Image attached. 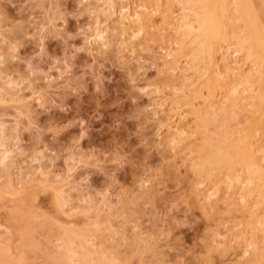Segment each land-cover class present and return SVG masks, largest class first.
<instances>
[{"label": "rangeland", "instance_id": "obj_1", "mask_svg": "<svg viewBox=\"0 0 264 264\" xmlns=\"http://www.w3.org/2000/svg\"><path fill=\"white\" fill-rule=\"evenodd\" d=\"M200 5L196 0H0V248L15 264L58 261L65 228L87 231L96 243L91 248L115 264H264V250L253 245L252 251L255 239L246 246V238L238 236L251 229L249 220L260 226L264 216L261 202L259 217L251 218L260 195H243L254 185L253 171L237 165L235 176L227 178L225 170L218 185L191 165L208 137L222 138L224 145L231 128L228 134L236 133L227 142H236L253 113L247 103L256 95L253 88L259 89L249 87L255 66L238 51L240 44L228 43L231 36L229 45L222 42L226 50L217 57L227 56L216 59V69L211 65L203 73L202 55L199 78L190 55L195 46L187 44L193 49L189 53L186 45V55L177 53L185 43L178 37L186 30L179 27L178 34L174 27L187 18L191 22ZM225 62L230 63L225 67ZM208 72L221 87L215 84L216 100H207L224 103L229 88L238 86L242 95L249 87L243 92L245 105H252L248 111L231 105L236 110L229 107L232 112L225 115L218 101L217 108L206 103ZM203 112L209 122L200 119L207 127H197L195 116L204 117ZM171 125H185L187 139L171 143ZM256 136L260 142L253 137V146H264V136ZM244 196L254 200L248 203Z\"/></svg>", "mask_w": 264, "mask_h": 264}, {"label": "bare ground", "instance_id": "obj_2", "mask_svg": "<svg viewBox=\"0 0 264 264\" xmlns=\"http://www.w3.org/2000/svg\"><path fill=\"white\" fill-rule=\"evenodd\" d=\"M193 1H195V0H193ZM200 1H202V2H200ZM204 1V2H203ZM196 2L198 3V4H201L200 5V7H202V8H200V10H201V12H197V11H195V12H197V13H193V16H194V19H195V17H196V20H195V22H192V20L194 21V19H192L191 20V22H190V19L189 18H187V19H185L186 21H181V23H180V25L178 26V27H174V29H176V32L178 31V34H179V32H180V30L181 29H183V30H186V31H182L181 30V33L180 34H182V35H179L180 37H178L180 40H181V42L183 41V42H185V43H183V44H180L181 46L179 47L180 49L178 50L177 49V53H184V51L186 50V49H183V48H185V46L188 44L189 46H192L193 47V45L195 46L194 47V49L193 48H189V46L187 45L186 47L188 48V49H190V51L187 49L186 51H189V53L191 52V50L193 49V55H192V53L190 54L191 56H193L194 58H193V60L194 61H196V64L194 63V66H195V69H194V71L196 72V75L198 76V78L200 77V76H202V74L203 73H205L206 72V69L209 67L210 68V66L211 65H215L214 67H212V69L213 68H215L217 65V63H219L216 59H221V58H218V57H220V56H218L217 57V55H218V52H222L223 53V51L222 50H224L223 49V44H230L231 43V41H235V42H232V43H238V44H240V46H241V48L239 47V45L238 44H236V45H238V51H240L241 52V50H243L241 53L242 54H245L244 55V59L246 58L247 59V57H248V60L247 61H251V63H252V65L253 66H255V67H253V72L252 73H250L251 75V77L253 78V76L252 75H254V79H256V80H254V79H252L249 75V77H250V80H252V83L250 84V85H253V86H250L249 85V87L250 88H253V87H257V88H259L258 90L256 89V88H253L254 89V91L253 92H255L254 94H256V95H251L252 97L251 98H249L250 99V101H248L247 100V97L245 96V98H244V95H245V93L243 94V92H245V91H247V90H249L250 88L248 87V89L246 88V90L243 88V90H241V91H243L242 92V95H241V92H239L240 91V89L238 88V86H233L234 88V91H235V93H237V90H236V87H237V89H238V93H237V95L235 94V97L234 96H232L231 97V95L234 93V91H233V89L232 88H229V89H231V90H229L228 88V90H227V92L228 91H231V93H230V97H229V95L227 96V97H225V104L224 103H222L223 101H221V99L217 102V101H215V103L218 105V103L219 104H222V105H220V108H218V109H220V111L222 112V110H223V112H224V114L226 115V112L228 113V111H230L231 109L230 108H232V109H234V111L236 110L235 108H237V110H239L240 111V109L242 108H244L245 110H247L248 108H250L252 105H253V108L251 107L250 108V110H249V114L251 113V112H253L252 114H250V115H248L247 116V114H246V116L247 117H249L250 116V118H248V119H250L249 121H248V119H247V122L244 124L245 126L247 125V127H245L244 126V128H243V126H242V131H245V132H242V131H240V130H236L237 131V134L235 135V136H237L238 134H239V131H240V135L236 138L237 140H236V142H234V143H232V140L233 139H228L229 141L227 142V138H229V136H231L232 134L234 135V133H236L235 132V130H234V133H233V129L231 130L232 131V134L230 133V134H228V129L226 130V132H227V135H225L224 137H223V139H225V142H224V145H223V141L221 140L222 138H218L217 136H215V135H213V137H216L215 138V140L212 138V136H211V139H209V137H208V139H207V137H206V139L208 140H206V141H203L202 143H201V145H202V147H201V145H199L198 146V148L199 149H201V150H199L198 151V156L196 155V157H195V159L196 160H194V158H193V160H192V166H193V168H194V170H196L195 172L197 173V174H202V176L204 177V178H206V180H211L212 178H215V184H220V182H222V181H220L221 179H219L221 176H223V172L226 170V172L224 173V175L227 177V178H230L231 176H235V172L237 171V169H235L236 167H237V165L239 166L240 164H241V166H243L244 168L246 167V170H251V171H253V173L255 174V176L254 177H256V179H258L257 180V182H256V184L254 183V182H252V180H254V179H250L251 181V184L253 183L254 185L253 186H251V187H254V188H252L251 189V187L250 186H248L251 190H249V188L247 189V191L246 190H244V191H246V193L244 192V194L243 195H246V196H250V197H255V196H257V194H255L256 192L258 193V195H260V199H261V201H259V198H256L257 199V201H254L253 203L254 204H256L255 206H257V203H258V206L257 207H255L254 206V204L252 203V205L254 206L253 208H254V210H252V212L254 213V214H256V215H254L253 213L251 214V218H255L256 216H258L259 215V210H260V208L261 207H263L264 206V163L262 164V161L264 160L263 158H264V146H263V143H262V145L260 144L259 145V147H258V145H257V147H255V146H253V145H255V140H257V142L259 141L256 137V135H258L259 136V138L263 135L264 136V0H199V2H198V0H196ZM126 12V11H125ZM235 12H236V14H238V16L237 15H235ZM129 14V13H128ZM191 14V13H190ZM124 16V15H123ZM185 16V15H184ZM192 16V15H191ZM132 17V16H131ZM137 17V16H136ZM140 17V16H139ZM170 17V16H169ZM186 17H188V16H186ZM240 19H239V18ZM193 18V17H192ZM239 19V23L237 22V24H236V22L235 21H233V19L234 20H236V19ZM184 20V19H183ZM189 20V22H187ZM230 20V21H229ZM240 20H242L243 22H241L240 23ZM165 21L167 22V23H170V20H168L167 19V17H166V19H165ZM169 21V22H168ZM197 21V22H196ZM229 21V22H228ZM234 22V23H233ZM185 23V24H184ZM196 25H195V24ZM238 24H240V25H238ZM243 24V25H242ZM185 27H184V26ZM179 27L181 28L180 30H179ZM184 27V28H183ZM141 28V27H140ZM178 28V29H177ZM230 36L231 37H233V39L232 40H229L230 39ZM235 38V39H234ZM183 39V40H182ZM227 40H229V42L227 41ZM181 42H178V43H181ZM222 42H224L223 44H222ZM226 42H228V43H226ZM192 43H194V44H192ZM191 44V45H190ZM228 44V45H229ZM184 47H183V46ZM225 46H227V45H225ZM182 47V48H181ZM228 47V46H227ZM225 48V50H226V47H224ZM229 48V47H228ZM181 49H182V51H181ZM180 51V52H179ZM225 52V51H224ZM244 52V53H243ZM204 53H205V55L206 56H208V58H205L204 56H202V55H204ZM187 53H184V55H186ZM219 55H221V57H222V59H223V57H226L225 55L223 56L222 54H219ZM181 56H183V54L181 55ZM202 57H204V58H202ZM202 58V59H201ZM228 58V57H227ZM227 58H224V59H226L227 60ZM197 59V60H196ZM201 59V60H200ZM203 59H206V61H208L207 59H209V63L207 64L206 63V61H205V64H204V60ZM221 59V60H222ZM199 60L202 62L203 61V64L204 65H206L207 67L205 68V66L203 67V69L205 68V71L203 72V71H200V70H202V69H200L201 68V66L198 68V70L202 73V74H200V72L199 71H196L197 70V66H198V64L200 63L199 62ZM225 60V61H226ZM193 61V62H194ZM216 61V62H215ZM228 61V60H227ZM253 61V62H252ZM197 62H199L198 64H197ZM214 62V63H213ZM210 63H212V64H210ZM230 63V62H229ZM229 63H224V64H226L225 65V67L227 66V64H229ZM197 65V66H196ZM202 65V64H201ZM203 66V65H202ZM230 66V65H229ZM193 67V66H192ZM217 68H219V67H217ZM229 68H231V67H229ZM255 68V69H254ZM210 70V71H212V73H213V75H222V74H216L217 72H213L214 70ZM209 69H207V71H208ZM227 70H229L228 68H227ZM255 70V71H254ZM194 72V73H195ZM199 72V73H198ZM221 72V71H220ZM209 73V78L212 76L211 74H210V72H208ZM200 75V76H199ZM245 75H247V74H245ZM217 76H214V77H211V79L212 80H208L209 78L207 77V80L205 81L206 83V87H209L210 86V88H208L209 89V93H208V96L206 95V99H205V101H207L206 103H212V101L213 100H216L215 99V97H214V91L215 90H217V88H214V86L216 87V85H220V84H216V83H214L215 81H214V79L216 80V78H218ZM220 77V76H219ZM244 77V76H243ZM246 77V76H245ZM245 77H244V80H243V83L242 84H244L248 79L247 78H249V77H246V81H245ZM219 79V78H218ZM220 80V79H219ZM250 80L248 81V82H250ZM210 81V82H209ZM211 81L213 82V84L211 83ZM245 81V82H244ZM255 81V83L256 84H254L253 82ZM217 82V81H216ZM219 82V81H218ZM207 83H208V86H207ZM258 83V84H257ZM210 84V85H209ZM211 84H212V86H211ZM216 84V85H215ZM249 84V83H248ZM247 84V82H246V84H244V85H248ZM204 85V84H203ZM235 85V84H234ZM255 85H257V86H255ZM218 87V86H217ZM220 87H221V85H220ZM210 89H213V92H212V90H210ZM219 89V88H218ZM256 89V90H255ZM197 91V92H196ZM232 91H233V93H232ZM194 92V91H193ZM195 92H196V94H195ZM195 92H194V94L193 93H191V94H193V97L191 98L190 97V99H193L192 100V103H190V100H189V103H187V104H189V105H191V107H193L194 106V104H195V99H197L199 96V92H198V89L197 90H195ZM216 92V91H215ZM217 93V92H216ZM215 93V94H216ZM229 93H227V94H229ZM247 93V92H246ZM250 93H252V91L250 92ZM190 94V95H191ZM213 94V95H212ZM241 96H240V95ZM189 95V96H190ZM197 95V96H196ZM234 95V94H233ZM188 96V97H189ZM210 96H213L214 97V99H212ZM216 96V95H215ZM225 96H226V93H225ZM240 96V97H239ZM250 96V95H249ZM256 96V97H255ZM195 97V98H194ZM197 97V98H196ZM210 97V98H209ZM224 97V96H223ZM238 97V98H237ZM255 99H254V98ZM231 98V99H230ZM240 98V99H239ZM242 98V99H241ZM243 98H244V100L246 99L248 102L247 103H249V104H252V105H249V104H246L245 105V102H243L244 100H243ZM203 99V100H204ZM207 99H211L210 101L209 100H207ZM233 99H234V101H233ZM239 99V101H241L240 103H235V102H239V101H237ZM252 99H254V100H252ZM195 100V101H194ZM198 100V99H197ZM228 100H229V102H231V104L229 105H227V103L226 102H228ZM193 101H194V104H193ZM209 101V102H208ZM220 101H221V103H220ZM188 102V101H187ZM228 102V103H229ZM233 102L235 103V104H233ZM251 102V103H250ZM205 103V104H206ZM209 103V104H210ZM214 103V104H215ZM193 104V105H192ZM213 103H212V105L211 106H216V108H217V105L215 104L214 105ZM224 104V105H223ZM241 104V105H240ZM207 105V104H206ZM238 106V107H230V106ZM219 106V105H218ZM240 106H243V107H241L240 108ZM245 106V107H244ZM248 106V108H246ZM230 107V108H229ZM216 108H214V112H215V110H216ZM228 108V109H227ZM238 108H240V109H238ZM197 110V108H194V112ZM217 109V111L219 112V110ZM243 109V110H244ZM240 111V112H247V111ZM191 111V110H190ZM199 111H201L200 109H199ZM198 110H197V112H195V113H198L199 112ZM193 112V111H192ZM207 112H209V111H207ZM222 112V113H223ZM232 111H230V113H231ZM202 113V112H201ZM210 113V112H209ZM215 113H217V112H215ZM222 113H218V114H216V116L218 115V116H220V114H222ZM230 113H228V114H230ZM234 113V112H233ZM232 113V114H233ZM239 113V112H238ZM200 114V113H199ZM197 115L196 114V116H195V120H196V122H198V126L197 127H199V125L201 124V121H200V124H199V120L200 119H202V120H205V122L207 121V123L209 122V120H207V118L206 117H208L209 116V114H208V116H206L205 117V115H204V112H203V114H201V115H203L204 117H201L200 115ZM227 114V117H228V119H231V118H229V115ZM232 114L230 115V117H232L233 118V116H232ZM234 116H236L237 114H236V112L233 114ZM240 115V114H239ZM239 115H238V117H239ZM253 115V116H252ZM197 116L199 117H201V118H197ZM223 116V115H222ZM251 116H252V118H251ZM226 117V116H225ZM226 117V118H227ZM181 118V117H180ZM204 118V119H203ZM209 119V118H208ZM224 119V118H223ZM234 119H236V118H234ZM232 120V119H231ZM212 121V120H211ZM224 121V123H226V120L224 119L223 120ZM230 121V120H229ZM228 121V122H229ZM231 122V121H230ZM202 123H203V121H202ZM207 123H206V125H207ZM244 123V122H243ZM226 124H228V123H226ZM177 125V124H176ZM202 126L204 125V127H207V126H205V124H201ZM201 125H200V127H201ZM171 126H174L173 127V129L172 130H174L175 129V131H173V132H171L170 133V138H169V140L171 141V143L173 142L174 144H178V143H181V142H183L184 140H186L187 139V133H188V130H185V128H183L185 125H183V127H180V126H175V125H171ZM170 126V127H171ZM187 127V126H186ZM190 128V127H189ZM241 128V127H240ZM245 128H246V130H245ZM169 129V128H168ZM199 129V128H198ZM201 130H203V129H205V128H200ZM231 129V128H230ZM229 129V130H230ZM206 130V129H205ZM204 130V131H205ZM173 133V134H172ZM221 135H222V133H220ZM220 134H219V136H220ZM183 135H185L184 137H183ZM218 135V134H217ZM232 135V136H233ZM209 136V135H208ZM263 136H262V138H263ZM222 137V136H221ZM226 137V138H225ZM253 137H254V139H253ZM230 138H232V137H230ZM180 139H184L183 141L181 140V141H179ZM219 140V142L217 141V140ZM221 140V141H220ZM254 140V141H253ZM177 141H178V143H177ZM215 141H216V143H215ZM234 141H235V137H234ZM176 142V143H175ZM206 142V143H205ZM254 142V143H253ZM260 142V141H259ZM258 142V143H259ZM229 143H231V145L229 144ZM236 143V144H235ZM232 144H234V145H232ZM260 146H263V147H260ZM230 148V149H229ZM201 151V152H200ZM260 152H262V154H260ZM260 154V155H259ZM262 158V159H261ZM261 159V160H260ZM260 161H261V163H260ZM264 162V161H263ZM234 170H236V171H234ZM248 170V172H251V171H249ZM234 171V172H233ZM252 173V172H251ZM252 173V174H253ZM234 174V175H233ZM237 175H239V174H237ZM240 176V175H239ZM251 177V176H250ZM249 177V178H250ZM235 178H237V177H235ZM239 178L240 177H238L237 179L239 180ZM255 179V180H256ZM254 180V181H255ZM248 183V182H247ZM230 184V186H233V184L230 182L229 183ZM250 184V185H251ZM245 185V184H244ZM243 188H245V186H243ZM249 191V192H248ZM255 191V192H254ZM254 195V196H253ZM246 196H244V200L245 201H247L248 203H249V200L250 201H252V200H254V198L253 199H247V197ZM248 196V197H249ZM59 197V196H58ZM249 197V198H250ZM57 198V197H56ZM255 199V200H256ZM259 201V202H258ZM57 202V201H56ZM261 202H263L262 203V205H261ZM260 203V204H259ZM57 204V203H56ZM59 204V206H60V202L58 203ZM57 204V205H58ZM261 206V207H260ZM62 207H63V204H62ZM61 208V207H60ZM255 208H256V210L258 211H256L255 210ZM258 208V209H257ZM62 209V208H61ZM63 210V209H62ZM258 214V215H257ZM26 215H28V216H26V217H29L30 215L26 212ZM255 216V217H254ZM259 217V216H258ZM33 218V217H32ZM262 218L263 219H261V224H260V226H259V228H258V226L252 221V220H249L250 222L248 223V221H247V223L249 224L248 225V228L250 227L251 229L250 230H245L246 232H244V233H248L247 231H250V237H248L246 234H243L242 232V234L241 233H239V234H241V235H238V236H241L242 237V235H243V239L244 238H246L245 239V242H246V240H247V242H246V246H249L250 244L249 243H251L250 242V240L251 241H253L254 239V241L256 242H252L251 244H252V249H253V247L254 246H256V247H254V249L255 248H257L259 251H261V252H263V246L262 245H264L262 242H264V234L262 233V232H264V216H262ZM20 219V218H19ZM27 219V218H26ZM30 219V218H29ZM28 219V220H29ZM258 221H260V219L258 220ZM29 222H31V221H29ZM29 222H27V220H26V224L28 223L29 224ZM25 224V225H26ZM41 224V223H40ZM40 224H39V226H40ZM55 224V223H54ZM250 224H253V226L255 227V229H257L256 230V232L255 231H253V230H255L254 229V227H251L250 226ZM23 226V225H22ZM26 226H28V225H26ZM44 226V225H43ZM23 229H26L25 231H26V233L27 234H30V233H28L27 231V228H23ZM77 229V228H76ZM75 229V230H76ZM69 230H71V228H69ZM68 229L66 230V228H65V230H63V231H65V233H64V236H63V240H61V241H64L63 242V244H62V246L63 247H61V248H63V249H65V251H64V253H61L60 255H59V257H61V258H59V260L58 261H56L55 262V260H53L52 261V264H54L53 262H55L56 264H115V262H112L113 260H111L112 258H110V259H107V257H105V255L103 254V256H102V254L100 253L101 252V250H100V252L98 253V254H101V256L100 255H98L97 254V252L98 251H96V250H99L97 247V249L96 248H91V247H93V245L95 244L96 245V243H94V242H92L91 240V238H89L85 233L87 232H85V231H81V230H79L80 232H78V230H76V231H74V230H72V231H69ZM259 230V232L260 231H262V232H260V233H262L263 234V236H262V234H259V236H258V231ZM83 232H85V233H83ZM252 232L253 233H255L254 235H253V238H252ZM22 234H24V230H23V233ZM257 234V235H256ZM31 236H32V234H30ZM249 238H247L246 236ZM260 235L263 237H260ZM29 236V235H28ZM62 236H61V238H62ZM237 236V237H238ZM256 236H257V241H256ZM26 237V236H25ZM258 237L260 238L259 240H258ZM261 238H262V242L260 241L261 240ZM30 239H31V237H29V241H30ZM24 240V239H23ZM26 240V239H25ZM27 240H28V237H27ZM27 240H26V242H27ZM242 240V239H241ZM258 241H260L261 242V245H260V242H258ZM25 242V243H26ZM93 244H92V243ZM244 242V243H245ZM258 242V243H257ZM29 243V242H28ZM247 243L249 244V245H247ZM255 243V244H254ZM60 244V243H59ZM260 246H262V247H260ZM254 245V246H253ZM61 246V245H60ZM258 246H259V248H258ZM60 248V247H59ZM247 248V247H246ZM254 249L252 250V251H254ZM257 249H256V251H255V253L257 252V254H258V252L259 251H257ZM261 249V250H260ZM95 250V251H94ZM60 251V250H59ZM61 252V251H60ZM96 252V253H95ZM261 252H260V255H257V256H259L260 258L262 257L263 258V256H261ZM5 252V250H4V252H3V250L0 248V264H15V262H14V260H13V258L11 257V256H8V253H6ZM103 253V252H102ZM264 253V252H263ZM63 254V255H62ZM65 255V256H64ZM262 255H264V254H262ZM256 255H255V258L257 257ZM11 257V258H10ZM105 257V258H104ZM258 257V258H259ZM56 258H58V257H56ZM254 258V259H255ZM259 258V259H260ZM258 259V260H259ZM255 260H257V259H255ZM258 260H257V262H258ZM13 261V262H12ZM251 261V260H250Z\"/></svg>", "mask_w": 264, "mask_h": 264}]
</instances>
